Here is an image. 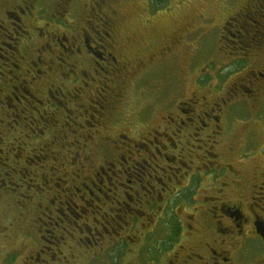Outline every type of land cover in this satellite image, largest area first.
I'll return each instance as SVG.
<instances>
[{"label":"flooded vegetation","instance_id":"af4514ba","mask_svg":"<svg viewBox=\"0 0 264 264\" xmlns=\"http://www.w3.org/2000/svg\"><path fill=\"white\" fill-rule=\"evenodd\" d=\"M149 3L145 0L146 6ZM124 6V0H0V106L10 110L9 116L26 111L33 125L43 123L39 134L48 133L43 148L35 149L39 154L43 151L48 162L27 172L31 180L26 190L32 189L30 193L38 194L37 200L42 198L44 204L42 210L38 204L39 213L29 221L25 242L36 244L27 258L36 264H74L73 249L99 248V230L118 235L121 247L118 229H129L132 219L139 218L136 211L144 206L151 214L146 213L150 227L143 239L150 250L156 243L153 251L147 250V264H264V170L253 163L256 154L243 158L250 131L232 137L236 125L230 116L246 104L255 110L264 95V63L258 57L264 23L245 21L259 17L264 0H253L235 18L224 16L221 27L223 31L229 24L240 26L239 43L254 45L250 54L254 67L242 69L235 84L226 81L218 97L209 88L201 91L207 83L199 86L196 78L188 87L190 93L179 91L162 98L164 103L156 112L160 116L150 123L153 114L147 121L130 123L151 105L139 81L147 82L152 66L177 61L176 54L190 62L191 47L182 46L189 30L184 33L176 27L166 35L158 57L147 45L139 53L127 35L130 27L124 21ZM132 96L142 107L136 105L130 113ZM68 124L80 132L64 139L77 143L74 153L81 171L87 170L82 166L89 160L87 145L95 140L111 144L98 150L105 159L90 169V178L89 174L81 177L79 187L57 186V173L74 182L68 175L76 171L63 170V161V169L53 166L52 148ZM218 148L224 152L220 160ZM63 150L61 157L72 158V149ZM249 160L251 165L245 163ZM54 187L58 191L50 199ZM231 190L236 200L229 199ZM69 202L75 208L93 204L96 210L89 213L93 227L83 221L81 227L75 225L81 214H63V209L70 211ZM156 209L161 220L166 215L162 225L167 228L158 241L150 229L157 226ZM183 236L187 244L179 241ZM165 250L171 256L168 260L160 256ZM17 251L19 257L21 249Z\"/></svg>","mask_w":264,"mask_h":264},{"label":"rangeland","instance_id":"374dc122","mask_svg":"<svg viewBox=\"0 0 264 264\" xmlns=\"http://www.w3.org/2000/svg\"><path fill=\"white\" fill-rule=\"evenodd\" d=\"M252 2L253 0H164L160 5L149 3L146 6L145 0H124L125 6L121 10L123 11L124 21L130 27L127 35L130 37L131 43L136 44L139 53H143L141 51L142 47L147 45L151 49V54H155L158 57L156 53L160 51V45L164 42L166 35L171 34L176 27H179L181 32L184 33L189 30L182 46H190L192 52L188 63H185V60L182 59L183 55L178 56L176 54L175 58L177 61L171 59L164 65L152 64L154 66L150 68L147 74V82L144 79L139 81V86H144L145 91H147V103L151 105L150 107L148 106L149 108L145 112L140 113V119L132 118L130 123L147 121L150 114L153 115L147 122H154L155 118L160 116L156 112L161 107V102L166 96L177 95L179 91L190 93L192 90L188 89V87L191 86L190 84L196 78L199 86L207 83L205 88L200 89L201 91L205 92L209 88L211 94L218 97L220 92L223 93L226 81H228L227 85L235 84L242 69L248 71L253 68V59L250 54H254L252 52L254 45L239 43L238 38L243 34L240 26L235 27L233 24H229L225 26L226 29L221 30V27L224 26L222 22L224 16L226 18H235L237 17L235 16L236 13L244 11V8ZM257 13L259 17H252L251 19H245V21L249 23H253V21L264 23V7L261 6ZM231 35L235 37L232 38ZM222 37H224V40L221 39ZM258 48L260 49V51L258 50L259 61L264 63V56L262 55L264 43L262 42ZM244 71L241 75H243ZM200 94L202 93L200 92ZM136 105L139 108L142 107L140 103H137V99L134 100L132 96V102L129 106L130 113H132V109L135 111ZM246 105L248 107L236 108L231 111V120L236 125L231 135L232 137L240 136L245 131H250L244 141L243 151L245 155H243V158L256 154L257 157L254 158L253 163L257 164V167L261 170H264V95L258 101L255 110L249 109L250 105ZM65 107L68 108L70 105L66 104ZM41 108L43 106H39V110ZM51 109L53 110L54 108ZM9 111L5 106L3 108L0 106V264H36V261L32 259L29 261L27 258L30 249L36 243L26 244L25 237L28 235L27 230L31 225L29 221L36 217L35 215L39 213V210L43 209L44 204L41 196V199L37 200L36 195L38 194H35V192L30 193L32 189L26 190V183L31 180V176L27 172L31 168H39L48 162L46 158H43V151L40 154L38 152L40 148H43L42 143L47 138L48 133L46 130L39 134L37 129H42L41 125L43 123L33 125L29 122V114L26 111L23 115L15 114L12 116H9ZM142 124L143 128H146V124ZM64 131L65 133H62L55 143L61 144L66 150L72 149V158L65 159L61 157L66 152L63 148L60 149L58 144H55L52 148L55 156L53 166L57 171L63 169L60 168V162L63 161V170L76 172L68 175L74 182L69 181L66 178V174L62 176L57 173V186L69 187L74 183V185L79 187L81 177L89 174L87 177L90 178V169L99 165L105 159L100 157L101 153L98 150L111 147V144L109 141L99 143L95 140L91 145H87L85 151L89 154V160L88 162H82L83 168L87 170L81 171V167H79L80 159L74 153L77 143L71 139L70 141L72 142L68 144L64 139V136L68 134L77 136L80 132L72 124H68ZM35 135H38L39 139ZM132 137H136L135 134H132ZM216 154L218 155V160H220V155L223 156L224 152L218 148ZM24 155L28 156L29 159L23 158ZM250 161L245 163L251 165L249 164ZM12 168L16 170V173H14ZM77 168L80 171H77ZM17 170L21 171V173H17ZM78 174L80 178L76 177ZM31 183H35L34 179H32ZM55 191L58 190L55 188L48 194L50 199L54 197ZM235 194L236 192L229 191V199L236 200ZM85 201L90 202L87 197H85ZM39 203L41 208L38 210ZM69 207L70 211L63 209V214H81L83 216L80 218L81 220L75 222V225L81 227L83 222H87L93 227V224L89 221L90 211L96 210L93 208V204L90 206L83 204L81 207L75 208L69 202ZM155 207L157 208L158 206ZM85 208L87 211L81 213ZM48 209L51 208L49 207ZM139 209L140 211H136V214L139 213V218L132 219V226L129 229H118L120 239L123 237L120 241V244H123L121 247L117 244L118 235L114 232L109 233L99 230L100 236L96 238V242L100 243L99 248L97 250L90 249L87 252H85L86 250L73 249L77 257L73 258L74 260H70L75 261L74 264H147V260L144 258H147V250L150 249L147 247V240H144L143 237L147 236V229L150 227L147 226L146 213L151 214V211L144 206L139 207ZM154 213L157 215L156 218H153V221H156L157 226L150 229H152L154 241H158L166 235L167 228L162 225L166 220V215L162 214L164 220H161L160 210L156 209ZM85 216L86 219L83 220ZM93 216L96 217V220L103 222L98 215L93 214ZM57 222L60 223L59 221ZM94 225L99 229L98 224ZM39 228L45 229L41 224ZM80 229H76L78 236H81L79 234ZM44 234V232H41L40 235ZM83 235L86 234L83 233ZM179 241H182V244H187L185 236ZM152 244L150 252L153 251L156 245L155 242H152ZM23 245L27 247L24 248ZM42 245L45 244L42 243ZM17 249H21L19 257H17ZM79 251H82L81 254ZM167 251H162L160 255L163 260H168L171 257L170 253L166 254ZM98 254L99 256H97ZM84 256L85 258L88 257L86 261ZM41 258L40 256L39 259Z\"/></svg>","mask_w":264,"mask_h":264},{"label":"trees","instance_id":"16d2710c","mask_svg":"<svg viewBox=\"0 0 264 264\" xmlns=\"http://www.w3.org/2000/svg\"><path fill=\"white\" fill-rule=\"evenodd\" d=\"M151 4L153 5H160L164 2V0H150Z\"/></svg>","mask_w":264,"mask_h":264}]
</instances>
